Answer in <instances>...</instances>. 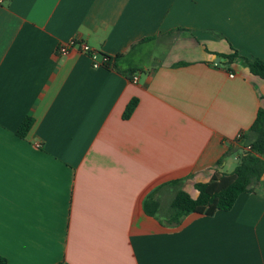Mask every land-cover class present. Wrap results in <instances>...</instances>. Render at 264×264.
<instances>
[{
    "label": "crops",
    "instance_id": "crops-1",
    "mask_svg": "<svg viewBox=\"0 0 264 264\" xmlns=\"http://www.w3.org/2000/svg\"><path fill=\"white\" fill-rule=\"evenodd\" d=\"M73 37L111 66L60 55ZM235 51L264 61V0H0L7 264H264V175L230 210L170 224L179 190L234 170L264 109Z\"/></svg>",
    "mask_w": 264,
    "mask_h": 264
},
{
    "label": "trees",
    "instance_id": "trees-1",
    "mask_svg": "<svg viewBox=\"0 0 264 264\" xmlns=\"http://www.w3.org/2000/svg\"><path fill=\"white\" fill-rule=\"evenodd\" d=\"M231 63L235 59H242L251 72L264 79V61L260 58H248L238 51L223 55ZM113 60V58H112ZM137 105V100L131 101L125 115L129 116ZM33 124V119L27 117L21 124L18 134L25 136ZM242 152L233 171L217 173L208 182L195 184L199 191L197 198L185 190H179L172 203L173 218L171 225H179L182 220L193 212L214 214L217 210H230L240 194L254 191L256 185L264 175V109L257 112V116L247 133H240L237 138ZM232 149L229 151L231 153ZM180 181V180H179ZM178 181V182H179ZM0 264H7V259L0 256Z\"/></svg>",
    "mask_w": 264,
    "mask_h": 264
},
{
    "label": "built area",
    "instance_id": "built-area-1",
    "mask_svg": "<svg viewBox=\"0 0 264 264\" xmlns=\"http://www.w3.org/2000/svg\"><path fill=\"white\" fill-rule=\"evenodd\" d=\"M72 50L79 51L81 53L87 54L92 61V66L94 68L110 67L112 64V56L101 52L93 47H91L87 42L79 40L76 37L70 38L63 41L58 46V53L60 55H67ZM234 76V74H230ZM133 81H137V77H134ZM240 135V134H239ZM238 135V136H239Z\"/></svg>",
    "mask_w": 264,
    "mask_h": 264
},
{
    "label": "rangeland",
    "instance_id": "rangeland-1",
    "mask_svg": "<svg viewBox=\"0 0 264 264\" xmlns=\"http://www.w3.org/2000/svg\"><path fill=\"white\" fill-rule=\"evenodd\" d=\"M232 154H234V153H232ZM231 155V154H230ZM234 168V167H233ZM233 168H231V169H233ZM225 171H229V168L228 167H226V169H224Z\"/></svg>",
    "mask_w": 264,
    "mask_h": 264
}]
</instances>
